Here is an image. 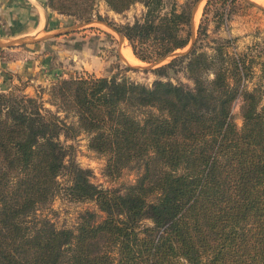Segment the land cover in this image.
Instances as JSON below:
<instances>
[{"label":"trees","instance_id":"trees-1","mask_svg":"<svg viewBox=\"0 0 264 264\" xmlns=\"http://www.w3.org/2000/svg\"><path fill=\"white\" fill-rule=\"evenodd\" d=\"M103 1L122 14L136 4L142 19L117 26L95 13ZM47 0L59 15L103 22L126 39L135 58L161 64L192 42L200 0ZM242 0H208L192 49L154 70L183 68L192 88L152 87L81 75L58 80L45 108L17 87L0 91V264H264V62L253 49L198 51L209 14L222 25ZM214 10V11H213ZM260 84L249 90L254 67ZM241 103V128L233 108ZM63 114V116L61 115ZM89 136L118 179L141 165L124 190L100 189L63 142ZM65 175L66 196L95 202L75 229L36 219ZM32 218L34 220H32ZM146 222H150L148 225Z\"/></svg>","mask_w":264,"mask_h":264},{"label":"rangeland","instance_id":"rangeland-1","mask_svg":"<svg viewBox=\"0 0 264 264\" xmlns=\"http://www.w3.org/2000/svg\"><path fill=\"white\" fill-rule=\"evenodd\" d=\"M208 0H200L194 9L193 32L194 36L191 44L182 51H177L161 64H148L137 61L129 64L122 55L123 48H131L129 42L122 36L117 34L114 29L110 28L103 22L94 21L92 23H83L76 18L59 15L60 29L56 32H47L39 37L28 36L23 38H10L3 32H0V40L9 41H27L24 45L19 46H0V58L10 59L11 51L9 49H24L34 47L36 43L42 41L53 43L54 46H68L79 49L87 48L88 56L84 57V61H55L53 64H40V72L46 80L45 83L39 81H18L16 83L2 82L0 76V91L9 92L17 87L20 94L40 100L45 108L51 111H57V108L51 104L50 89L60 79H69L81 75H93L98 78H117L119 81L128 80L136 84L152 87L153 84L162 80L164 82H172L175 85H185L192 88L193 81L188 78L186 71L179 68L176 72H170L167 77H158L154 70L162 65L171 62L176 58V54L183 55L189 52L195 44L197 31L203 19L204 8ZM179 6H183L186 0H176ZM171 6V1L167 0V8ZM214 11V10H213ZM54 12V11H53ZM95 13L102 16L106 21L112 22L117 26L133 24L136 20L142 19L146 8L139 3L128 11L118 14L112 11L103 1L97 3ZM214 12L209 14L208 35L203 37L198 43V51L205 52L209 55L214 53V49L224 44L228 40L231 44L228 46L229 51H237L243 53L248 49H253V55H259L257 62H264V7L253 0H242L235 8V13L226 23L219 25L213 21ZM57 16V17H58ZM197 16V17H196ZM52 23L48 26L49 31L54 30L53 25L56 19H52ZM5 27L0 21V29ZM5 30V29H4ZM56 40L60 41L56 45ZM34 45V46H33ZM132 49V48H131ZM78 50V49H77ZM49 52V50H46ZM133 52V51H132ZM49 54V53H48ZM134 54V53H133ZM135 56V55H134ZM55 70V72H54ZM56 71H60L59 76H55ZM253 78L249 79L246 87L249 90L254 89L260 84L261 66L254 67ZM241 103L237 102L233 108V119L239 128L242 127ZM63 116V114H61ZM62 142L67 146H72L70 153L73 154L75 162L83 169L91 172V181L100 189L104 190H124L125 187L136 182L141 174V165L139 163L132 164L125 169L122 176L118 179H111L106 176L105 169L107 157L99 155L89 148V136L82 134L77 139ZM67 177L62 175L59 178L61 189L54 195L52 201L47 205L39 207L33 217L38 219H48L58 229H75L80 216L87 210L98 213L101 217L104 215L98 211L95 202H77L66 196L63 188L67 184ZM32 220H34L32 218ZM151 225L150 222H146Z\"/></svg>","mask_w":264,"mask_h":264},{"label":"crops","instance_id":"crops-1","mask_svg":"<svg viewBox=\"0 0 264 264\" xmlns=\"http://www.w3.org/2000/svg\"><path fill=\"white\" fill-rule=\"evenodd\" d=\"M46 4L47 0H0V21L5 26L0 32L14 39L39 37L47 32H56L61 28L59 16L55 15L56 13ZM54 18L56 19L54 30L49 31L48 26ZM56 42L58 45L60 41L56 40ZM34 45L30 49H9L11 58H0L2 82L11 84L30 80L45 83L48 80L40 72V64L52 63L54 67L55 61H84V57L89 55L87 48L79 49L75 46L63 48L61 45L54 46L53 43L44 42L42 39ZM56 72L54 75L57 77L60 71Z\"/></svg>","mask_w":264,"mask_h":264},{"label":"bare ground","instance_id":"bare-ground-1","mask_svg":"<svg viewBox=\"0 0 264 264\" xmlns=\"http://www.w3.org/2000/svg\"><path fill=\"white\" fill-rule=\"evenodd\" d=\"M259 4H261L264 7V0H253ZM197 17V16H196ZM122 55L124 57V59L130 64H133L137 61V59L135 58V56L133 55L132 49L129 47H125L122 49Z\"/></svg>","mask_w":264,"mask_h":264},{"label":"water","instance_id":"water-1","mask_svg":"<svg viewBox=\"0 0 264 264\" xmlns=\"http://www.w3.org/2000/svg\"><path fill=\"white\" fill-rule=\"evenodd\" d=\"M27 41H23V40H20V41H9V42H5V41H1L0 40V46H19V45H24L26 44ZM176 55H179V54H176Z\"/></svg>","mask_w":264,"mask_h":264}]
</instances>
